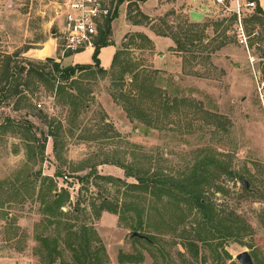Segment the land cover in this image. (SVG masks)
<instances>
[{"label":"rangeland","instance_id":"obj_1","mask_svg":"<svg viewBox=\"0 0 264 264\" xmlns=\"http://www.w3.org/2000/svg\"><path fill=\"white\" fill-rule=\"evenodd\" d=\"M113 1L108 45L98 54L106 73L79 72L68 90L61 80L51 88L44 62L93 65V53L57 46L62 0H0V264H48L51 247L41 239L59 241L54 264H77L63 239L82 227L103 247L102 264H238L243 251L264 264V16L247 0H238L239 15L234 0ZM117 50L121 64L111 70ZM22 63L40 68L43 80L19 73ZM138 71L151 74L161 97L180 103L159 111L137 94ZM15 83L23 85L17 94ZM117 164L167 186L153 197L130 188L138 182ZM195 166L200 197L215 213L211 224L168 185ZM63 191L50 218L45 206ZM103 201L116 214L98 210ZM218 222L234 236L207 234ZM133 232L143 238L133 240ZM121 256L135 262L120 263Z\"/></svg>","mask_w":264,"mask_h":264},{"label":"trees","instance_id":"obj_2","mask_svg":"<svg viewBox=\"0 0 264 264\" xmlns=\"http://www.w3.org/2000/svg\"><path fill=\"white\" fill-rule=\"evenodd\" d=\"M145 1V0H142ZM250 2L254 1L256 3V7L254 8V14L256 15H262L264 16V13L262 12V10L260 9V7L258 6L256 0H248ZM146 19V18H145ZM253 20H257V18L255 17V15L252 17ZM138 24L134 23V25ZM109 22L106 24L105 30L101 33L100 39L98 41L97 47L95 48V50L93 51L92 54V62L93 65H82V64H76L74 66H66V67H61L59 65V63L54 62L53 60H47L44 62V64L50 65L51 68V72L50 74L52 75V84H51V88L53 89L54 87V82L57 80H61L64 82H68L69 83V87H67V89H72L73 86L70 83L71 79L79 72H92V70L94 68L97 69L98 73L100 74H105L106 71L104 69H102L100 67V61L98 59V54L101 48L107 46V35L109 34ZM140 37H142V39L144 41H149V39L144 36V35H138ZM191 36V35H190ZM190 36H186L184 35V39H190ZM173 40L175 42L176 48H178V51H186V46L184 43H180V41L176 38L173 37ZM190 47H193V44L190 42L188 43ZM120 51H115L113 56H112V60H111V65H110V69L113 70L116 66L119 67V65L121 64L120 61ZM38 64H41L40 62ZM28 69L25 67V65L22 63V66L19 67V73H26L27 77L30 76H38L40 80H43V71H40V68H36L34 69V66L29 63L28 65ZM128 69V65H126L125 67L122 68L121 74H124L127 72ZM9 68H7L6 71V75H5V79L8 80V78H10L9 76L13 75L8 73ZM133 75V73H132ZM138 79L140 81H138ZM136 82V86H134L137 94H140L141 96L145 94V96H149L147 97L150 101L152 100V105H154L159 111L160 108L166 109L168 108V106L171 107H175L177 104H179L180 102L178 101V99L176 97H173L171 101H169L168 98L165 97H161L160 96V90L155 89L154 85L152 84V77L151 74L148 72L141 73V72H135L134 75L132 76V80ZM20 86H23L21 83H15L14 85V94H17L18 88ZM56 91L59 93H63L65 90V87H62L61 85L57 86ZM154 91L159 92V94L156 95L154 94ZM79 98H82L79 95ZM143 98V97H142ZM154 98V99H153ZM75 100V99H74ZM77 102L79 103V100H77ZM138 110V107H136L135 111ZM128 112V111H127ZM48 136L53 137V129H50L48 132ZM106 164V163H104ZM116 166L122 168L124 170V173L127 177H134L136 179V181L138 182V185H132L130 186V188L133 189H142L144 192L148 193L150 196H160V186H167L165 183V181H161L156 179L155 177H148V178H143L141 176H138L134 173H132V171L122 165L117 164ZM199 168L195 166L194 169L195 172L192 173L189 177H187L184 180H181L179 183L175 182V184H168L171 189L173 191H175V189H177V194H182V195H187L188 200L191 201L192 205L200 212V214L202 215V219L203 222L211 224L213 223V221L215 220V213L214 210L212 208V206L203 198L200 197V185L202 184V181L200 180L199 177ZM230 175H232V173H229ZM105 180H108L107 178H104ZM240 182H242L243 179L242 177H239ZM249 183V182H248ZM53 187V186H51ZM50 191V188L48 189ZM246 190V189H245ZM169 193V192H168ZM167 193V194H168ZM171 194L174 195V193L170 192ZM66 194L63 191L60 194L57 195H53L51 196V202L49 205L45 206V210L46 212L49 214V217H54L56 210H58L59 208L62 207L64 198H65ZM64 197V198H63ZM172 197V196H171ZM173 198V197H172ZM180 200H184L180 197ZM98 210H102V211H108L110 213L116 214V208L112 209L109 206L108 201H103L102 205L100 207H98ZM139 219H138V223L137 225H135L134 230H138V227L141 226V223H139ZM217 225L215 227H209L206 228V233L209 235H217L218 237L221 238H227V237H231L234 236V231L232 229L231 226H226L224 225L223 228H221L220 230L218 229V227L221 225V222L216 223ZM134 233V232H133ZM238 234V231L237 233ZM133 240H139L138 237H134ZM145 241L147 243L150 244V242L145 239ZM59 241H57L56 239H53L52 241L49 242L48 239H41V244H43L44 248H46V250L48 251L49 247H51L50 251L48 252V254L45 256L48 264H54L55 259L57 257V255L59 254V247H58V243ZM63 243L65 245V247L70 250V252L72 253V257L74 258L75 262L77 264H102L104 260H106V254L105 251L103 249V247L99 244V241L97 239V237L95 236V233L93 232L92 229H88L86 227H82L80 228L79 231L75 232V231H71V229L69 230V232L67 233L66 237H64L63 239ZM94 243V245H93ZM226 254V253H224ZM226 256H228L226 254ZM229 257V256H228ZM118 261L120 263H134L135 261L133 260V258L131 256H126L123 257L121 256Z\"/></svg>","mask_w":264,"mask_h":264},{"label":"built area","instance_id":"obj_3","mask_svg":"<svg viewBox=\"0 0 264 264\" xmlns=\"http://www.w3.org/2000/svg\"><path fill=\"white\" fill-rule=\"evenodd\" d=\"M218 5H223L225 0H213ZM239 15L240 5L234 0ZM246 8L254 9L256 3L247 0ZM113 0H62L56 10L59 27L57 30V46L70 54L83 53L95 50L101 33L106 24L115 15ZM41 107L40 104L37 105Z\"/></svg>","mask_w":264,"mask_h":264},{"label":"water","instance_id":"obj_4","mask_svg":"<svg viewBox=\"0 0 264 264\" xmlns=\"http://www.w3.org/2000/svg\"><path fill=\"white\" fill-rule=\"evenodd\" d=\"M50 60H52V59H50ZM241 184L245 189H248V187H249L248 181L243 180L241 182ZM132 236L138 237V238H143L142 236L138 235L137 233H133ZM235 260L237 261L238 264H254L251 255L247 251H243V252L239 253L238 255H236Z\"/></svg>","mask_w":264,"mask_h":264},{"label":"crops","instance_id":"obj_5","mask_svg":"<svg viewBox=\"0 0 264 264\" xmlns=\"http://www.w3.org/2000/svg\"><path fill=\"white\" fill-rule=\"evenodd\" d=\"M258 6L260 7V9L262 10V12L264 13V0H256ZM40 53H43L44 51L41 50L39 51ZM78 54H81V53H78ZM76 55V54H74ZM112 59V58H111ZM110 63H111V60H110ZM101 64V63H100ZM108 67V66H107Z\"/></svg>","mask_w":264,"mask_h":264}]
</instances>
